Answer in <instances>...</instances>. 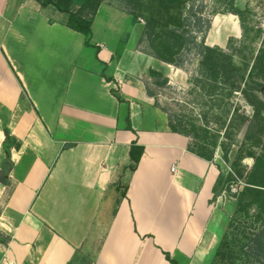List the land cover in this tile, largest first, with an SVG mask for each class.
Here are the masks:
<instances>
[{"label":"crops","instance_id":"1","mask_svg":"<svg viewBox=\"0 0 264 264\" xmlns=\"http://www.w3.org/2000/svg\"><path fill=\"white\" fill-rule=\"evenodd\" d=\"M48 7L0 0V170L4 125L20 142L0 182V264H172L165 252L211 264L235 206L214 195L217 156L190 151L148 94L151 71L172 65L93 35L88 45ZM112 9L100 5L92 34L102 14L118 19ZM133 142L144 152L131 172Z\"/></svg>","mask_w":264,"mask_h":264},{"label":"trees","instance_id":"2","mask_svg":"<svg viewBox=\"0 0 264 264\" xmlns=\"http://www.w3.org/2000/svg\"><path fill=\"white\" fill-rule=\"evenodd\" d=\"M36 1L43 7L51 5L58 11L66 13V25L84 34L86 44L90 45L93 20L103 0ZM78 1L81 2V9L74 10L73 7ZM195 2L196 0H127L126 10L132 15L134 23H139L138 18L140 16L144 17L145 24L139 42H142L145 37L151 49L145 52L182 69H184V51L188 50L194 54L197 59V69L192 80V91L196 93L197 98L200 96L209 99L224 98V90H227L226 97H231L235 91H240L246 97L254 108V115L246 134H248V139L254 138L252 146H260L264 134V118L257 106L260 100L251 93L254 88L250 87V82L255 77L261 62H263L264 50L256 56L251 69H249L250 63L245 61L238 63L235 54L219 45H208L205 40V20L202 14L194 9ZM234 7L233 1H231L229 8L216 11L215 14L232 13L237 15L241 21V10ZM206 23L209 28V21L207 20ZM241 27L245 30L242 22ZM232 39L230 38L228 45L231 44ZM151 75L162 74L152 70ZM167 81L168 78L164 77L159 85H165ZM146 88L148 94L155 98L157 104L156 93L149 84H146ZM113 92L119 100H122L117 91L114 90ZM238 119V115L234 113L226 125L225 135L230 142H220L218 135L205 130L203 136L196 137L195 146L189 144L188 149L202 158L213 160L217 148L220 147L223 159L226 162L230 161L229 154L234 151L232 146L236 141L235 135L246 123V118H241L239 122ZM182 120L184 119H174L170 116L169 126L171 130L188 137L192 136L187 127L189 125L195 127V120L187 118V123H182ZM205 120L207 123L209 122L207 115H205ZM226 123L227 119L224 120L223 125ZM255 127L257 132H254ZM4 132L5 161L0 170V182L9 185V175L13 167L10 156L11 149L19 148L20 142L11 135L7 125H4ZM143 152L144 147L142 145L137 144V142L132 143L129 151L131 164L128 166L131 172L138 167ZM248 155L256 159L254 166L246 176L237 166L238 160L243 157L242 153L237 155V157L239 156L237 162L232 163L236 175L240 178L245 177V185L237 194H229L236 199V204L211 264H264V154L257 156L255 151L249 150ZM232 173L226 175L220 171L214 187L215 196L230 190V182L235 181ZM242 224H248V232L241 228ZM0 238L4 242H8L10 239L9 236H5L1 232ZM165 256L172 264H177L169 253L165 252ZM239 257L244 261L238 262Z\"/></svg>","mask_w":264,"mask_h":264},{"label":"rangeland","instance_id":"3","mask_svg":"<svg viewBox=\"0 0 264 264\" xmlns=\"http://www.w3.org/2000/svg\"><path fill=\"white\" fill-rule=\"evenodd\" d=\"M231 1H233L234 8L241 10V21L237 15L232 13L215 14L216 11L229 8ZM103 4L114 9H112V13L118 16V19L120 18V27L122 30L128 29L129 36L131 37L130 39H124L122 36L120 39L115 37L119 36L118 33L121 32L118 26V19L113 21L110 16L105 26L106 20H104L102 14L93 25V42H103L108 48L117 50L122 49L123 45H127L129 48L136 47L144 51L151 50L145 37L142 42H138L141 26L145 24V20L143 16H140L138 18L140 24L134 23L132 15L126 10L127 0H103ZM80 6L81 2L78 1L73 8L74 10H79L81 9ZM194 9L199 14H202L205 20L206 43L208 44V41L218 43L223 49L235 54L238 63L242 61L250 63L249 69H251L256 56L264 50V0H196ZM48 10L56 16H67L66 13L58 11L51 5L48 7ZM125 15L127 16L126 18H124ZM215 17H218L219 21H217L214 28L213 21ZM207 20L210 23L209 28L206 25ZM218 22H220V26ZM241 22L245 30L241 27ZM230 38L233 39L230 42L231 44L228 45ZM215 43L213 45H216ZM91 48L96 50L95 45ZM172 67V69L168 70L163 68L162 75H151L150 80L146 81V84H149L156 93L157 105L167 114L168 119L170 116L174 119H184L182 123H187V118L195 120V127L190 125L187 127V130L192 133V136L188 137L192 146H195L196 137L203 136L205 130H208L211 134L218 135L220 142H230L225 135L226 125L230 117L234 113L237 114L239 117L238 122L241 118H246V123L243 124L235 135L236 141L232 146L234 151L229 154L230 161L226 162L223 159L220 147L217 148L215 153L220 170L226 175L233 172L232 175L235 177V181L229 184L230 190L222 193L235 206L236 199L233 195L230 196L229 194H237L244 187L246 179L245 177L240 178L236 175L232 163L237 162L239 157L237 155L242 153L243 157L238 160L237 166L244 173V176H246L254 166L256 159L248 155L249 150L255 151L257 156L264 154V134L262 135L260 146H252L254 138L248 139V134H246L248 125L254 115V108L240 91H235L231 97H226L227 90H224V98L209 99L203 96L197 98L195 96L196 93L192 91V80L196 75L197 69V59L192 52L188 50L184 51V69L173 65ZM166 75H169L167 83L159 85V82ZM250 87L254 88L251 93L256 95L258 100H260L257 106L260 109L261 116L264 118V59L261 62V66L257 69L255 77L250 82ZM205 115H207V119L209 120L208 123L205 120ZM225 119H227V123L223 125ZM174 123L176 122L174 121ZM254 132H257L256 127L254 128ZM241 228L246 229L247 232L249 231L248 224H242ZM240 260L244 261L239 257L238 262H241ZM87 263L88 259L82 255H79L78 260L75 262V264Z\"/></svg>","mask_w":264,"mask_h":264},{"label":"bare ground","instance_id":"4","mask_svg":"<svg viewBox=\"0 0 264 264\" xmlns=\"http://www.w3.org/2000/svg\"><path fill=\"white\" fill-rule=\"evenodd\" d=\"M217 23V22H216ZM216 23H215V26H214V28L216 27ZM210 42V41H209Z\"/></svg>","mask_w":264,"mask_h":264}]
</instances>
